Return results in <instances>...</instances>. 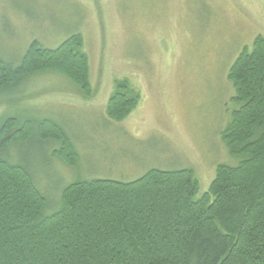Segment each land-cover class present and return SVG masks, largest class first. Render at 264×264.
<instances>
[{
	"label": "rangeland",
	"instance_id": "obj_1",
	"mask_svg": "<svg viewBox=\"0 0 264 264\" xmlns=\"http://www.w3.org/2000/svg\"><path fill=\"white\" fill-rule=\"evenodd\" d=\"M74 32L89 58L91 96L57 71L0 93V122L49 117L73 140L76 167L33 144L10 150L37 169L42 189L58 195L78 178L193 168L201 196L219 164H236L222 140L236 107L228 71L264 36V0H0V57L13 66L33 40L55 48ZM122 81L140 98L118 122L107 105Z\"/></svg>",
	"mask_w": 264,
	"mask_h": 264
},
{
	"label": "trees",
	"instance_id": "obj_2",
	"mask_svg": "<svg viewBox=\"0 0 264 264\" xmlns=\"http://www.w3.org/2000/svg\"><path fill=\"white\" fill-rule=\"evenodd\" d=\"M47 71L62 73L91 96L81 33L55 48L33 40L16 66L0 57V93ZM228 79L236 107L222 140L237 162L219 164L201 196L193 168H151L128 181L78 178L54 195L40 187L34 166L9 152L33 144L76 167L79 154L68 130L49 117H3L0 264H264L263 35L239 53ZM139 98L127 81L119 82L109 117L123 121ZM30 161L38 164L33 155Z\"/></svg>",
	"mask_w": 264,
	"mask_h": 264
}]
</instances>
